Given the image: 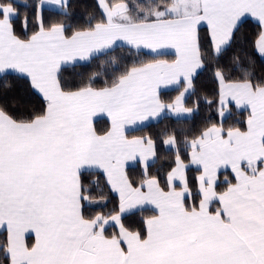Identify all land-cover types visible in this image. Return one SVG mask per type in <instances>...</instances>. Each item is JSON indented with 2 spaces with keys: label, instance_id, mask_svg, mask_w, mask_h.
Wrapping results in <instances>:
<instances>
[{
  "label": "snow or ice",
  "instance_id": "snow-or-ice-1",
  "mask_svg": "<svg viewBox=\"0 0 264 264\" xmlns=\"http://www.w3.org/2000/svg\"><path fill=\"white\" fill-rule=\"evenodd\" d=\"M15 2L0 0V73L21 74L43 106L18 117L0 105V228L7 232L0 252L7 264H264V76L240 56L232 58L239 79L220 63L245 17L259 24L254 49L264 57V0H158L135 13L128 0H96L101 18L70 34L65 23L45 25L43 17L45 7L68 15L69 0H35L37 30L25 37L14 26ZM27 25L25 16V33ZM118 42L157 54L171 49L175 59L134 63L100 88L92 77L76 88L62 82V66L97 59L123 46ZM206 65L218 83L220 122L180 142L190 150L187 164L176 135H168L163 143L176 155L162 187L149 175L155 140L127 133L166 110L176 118L196 111L185 97ZM181 84L170 103L162 101V85ZM233 104L248 115L243 128L225 129ZM98 113L110 119L106 130L94 126ZM137 160L139 183L126 171ZM192 165L199 174L190 187ZM229 168L233 179L218 190V173ZM96 169L117 194L118 211L88 216L83 202L93 201L81 175ZM136 207L154 213L142 229L122 219Z\"/></svg>",
  "mask_w": 264,
  "mask_h": 264
},
{
  "label": "trees",
  "instance_id": "trees-1",
  "mask_svg": "<svg viewBox=\"0 0 264 264\" xmlns=\"http://www.w3.org/2000/svg\"><path fill=\"white\" fill-rule=\"evenodd\" d=\"M133 13L138 8L146 9L151 4L158 0H128ZM35 0H16L14 6H18L20 15L14 19V26L17 34L25 37L31 35L35 30V9L33 4ZM28 18L27 33L24 31V17ZM45 25L53 22H63L67 26V34L71 31L86 27L90 18L95 17L92 21L101 18V11L97 7L96 0H69L68 15L61 14L58 10L45 7L43 12ZM246 22L241 23L239 31L236 33L237 40L232 46L222 55L220 63L225 66L229 76L232 79H239L242 73L232 69L233 56H240L244 66L251 65V70L254 71L257 77L264 76V57H261L254 49V41L259 31V24L250 19H243ZM200 34L202 39L206 37L207 28L201 26ZM241 49L243 51H241ZM174 54H152L144 50L123 45L109 51L106 55H102L97 59L76 63L72 65L62 66L61 78L62 82L68 87L76 88L89 81L92 77L94 87L100 88L105 86V81H111L114 75H118L124 71L126 67H131L134 63L150 62L156 59H172ZM119 67H116V65ZM213 66L206 65L196 74L193 84L194 91H190L185 97L184 104L188 107L196 108L193 114L189 117L176 118L170 115H163L156 121L150 122L142 127L129 131L127 134L132 135H150L156 143L155 162L150 165L149 175H155L164 186L165 178L168 171L173 167L175 160V147L181 149L180 155L185 162L189 160V149H185L180 143L184 137L188 139L200 134L202 130L209 127L213 123L219 124L218 116V83L212 75ZM95 74V75H94ZM5 85H8L7 87ZM179 88H172L160 92L161 99L165 102H170L178 93ZM207 101H217L208 103ZM0 105L7 107L8 111L18 117L28 116L34 112H39L43 106L42 97L33 89L30 88L27 79L17 73H4L0 75ZM231 114L224 119V127L227 129L231 126L244 127V121L248 115L245 110H237L232 105ZM239 122V124L237 123ZM95 127L99 131L107 128V124L103 120H96ZM175 134L177 137V145L174 148H169L164 145L163 141L168 135ZM130 178L139 183L143 178V170L139 164L128 166L126 168ZM195 167L190 166L186 169V174L189 180V185L192 187L195 184L197 176ZM233 179V174L230 170L221 171L219 173L218 190H223L226 187L223 184L225 178ZM223 178V180H222ZM81 182L87 191L84 193L89 196L93 203L89 204L84 201V211L88 216L96 213L108 214L117 211L119 200L118 197L110 190L104 175L100 171L89 170L81 175ZM154 213L149 208H140L126 215L122 219L126 226L132 229H142L143 219L153 215ZM114 228H108V232L114 231ZM6 231L0 230V242L6 238ZM0 264H7L4 260L2 252H0Z\"/></svg>",
  "mask_w": 264,
  "mask_h": 264
},
{
  "label": "crops",
  "instance_id": "crops-1",
  "mask_svg": "<svg viewBox=\"0 0 264 264\" xmlns=\"http://www.w3.org/2000/svg\"><path fill=\"white\" fill-rule=\"evenodd\" d=\"M245 18H250V19H252V20H254V21H256L254 18H252V17H245ZM245 18H242V19H245ZM204 27H206V26H204ZM119 44H122V45H126V46H129V45H127V44H124V42H118ZM129 47H132V46H129ZM132 48H134V47H132ZM140 50H144V51H147V52H150V53H152V54H157V53H154V52H152L150 49H145V48H142V49H140ZM163 54V53H172V54H174V50H171V49H164V50H160V52H159V54ZM173 59H175V56H173V58L172 59H170L169 61H171V60H173ZM156 60H168V59H162V58H160V59H156ZM81 62H85V61H77V62H69L67 65H72V64H76V63H81ZM64 66H66V65H64ZM199 71V70H198ZM16 73V72H14V71H11V70H9L8 72H6V73ZM1 74H4V73H0V75ZM17 74H19V73H17ZM21 75V74H20ZM176 87H178V86H176V85H167V86H161V89H160V92L161 91H164V90H168V89H172V88H176ZM179 88V90H178V93L176 94V96L179 94V92L180 91H182L183 90V85L181 84V86H179L178 87ZM191 91V90H190ZM189 91V92H190ZM38 93V92H37ZM39 94V93H38ZM40 95V94H39ZM188 94H186V96H187ZM175 96V97H176ZM174 97V98H175ZM173 98V99H174ZM172 99V100H173ZM171 100V101H172ZM163 101V100H162ZM170 101V102H171ZM163 102H165V101H163ZM170 102H165V103H170ZM184 106L186 107V108H192V107H188V106H186L185 104H184ZM231 106V105H230ZM235 109H237L236 107H235V105L233 104L232 105ZM239 110H241V109H239ZM168 114V112H167V110H166V112H165V114H162V116L163 115H167ZM193 114V112L192 113H190V114H184L182 117H189V116H191ZM168 115H170V114H168ZM161 116V117H162ZM170 116H172V115H170ZM160 117V118H161ZM174 117V116H173ZM103 120L106 124H107V128L110 126V119L107 117V115L106 114H104V113H98L97 114V116L96 117H94V120H93V123L96 121V120ZM159 119V118H158ZM158 119H150V120H148V121H144L143 122V124L141 125V126H131L130 127V130L129 131H131V130H134V129H136V128H139V127H142V126H144V125H146V124H148V123H150V122H153V121H156V120H158ZM95 126V125H94ZM106 128V129H107ZM105 129V130H106ZM128 131V132H129ZM129 136V138H131V137H133V136H141V135H132V136H130V135H128ZM190 152V151H189ZM189 161V160H188ZM186 164L188 163V162H185ZM135 164H139L140 165V167H141V169L143 170V164H141L138 160L137 161H130V162H128V164L126 165V168L128 167V166H132V165H135ZM173 167H174V165H173ZM192 167H195L194 165H192ZM196 168V167H195ZM171 170V169H170ZM169 170V171H170ZM227 170H230L231 171V169L229 168V169H227ZM95 171H100L103 175H104V177H105V179H106V181H107V177H106V175L104 174V172H103V170L102 169H96ZM168 171V172H169ZM221 171H225V169H221L220 170V172ZM219 172V173H220ZM219 173H218V181H219ZM199 173H197V175H198ZM108 184V183H107ZM109 186V188H110V185H108ZM111 190V189H110ZM146 190V189H145ZM114 193V192H113ZM115 194V193H114ZM116 196H117V194H115ZM118 197V196H117ZM119 200V199H118ZM138 209H140V207H136V208H133V209H131V210H129V211H127L124 215H126V214H128V213H130V212H133V211H135V210H138ZM117 211H118V209H117ZM0 230H5L6 231V229H3V228H0ZM6 234H7V232H6ZM25 240H26V242H28L29 244H31L32 242H34V234L33 235H27L26 234V236H25Z\"/></svg>",
  "mask_w": 264,
  "mask_h": 264
},
{
  "label": "rangeland",
  "instance_id": "rangeland-1",
  "mask_svg": "<svg viewBox=\"0 0 264 264\" xmlns=\"http://www.w3.org/2000/svg\"><path fill=\"white\" fill-rule=\"evenodd\" d=\"M47 8H51V7H47ZM54 9V8H53ZM150 53V52H149ZM162 54V53H161ZM238 110V109H237ZM242 110V109H241ZM222 180H223V178H222Z\"/></svg>",
  "mask_w": 264,
  "mask_h": 264
}]
</instances>
